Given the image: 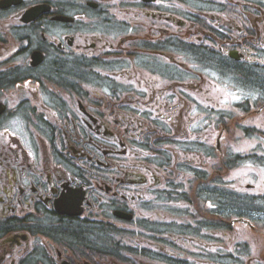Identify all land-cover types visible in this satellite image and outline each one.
Segmentation results:
<instances>
[{"label":"flooded vegetation","instance_id":"af4514ba","mask_svg":"<svg viewBox=\"0 0 264 264\" xmlns=\"http://www.w3.org/2000/svg\"><path fill=\"white\" fill-rule=\"evenodd\" d=\"M235 163L264 0H0V264H264Z\"/></svg>","mask_w":264,"mask_h":264},{"label":"rangeland","instance_id":"374dc122","mask_svg":"<svg viewBox=\"0 0 264 264\" xmlns=\"http://www.w3.org/2000/svg\"><path fill=\"white\" fill-rule=\"evenodd\" d=\"M228 168H229L228 166L225 169L221 168V170H223L221 173L227 172L229 170ZM231 178L234 180V184L237 185V190L240 192L241 195H244L245 193L244 189L248 182L255 184L256 186V187L251 186L253 190V194H262V193L264 194V175L262 171L261 172L258 171V174H257V171L255 170L248 172V169H245V168H241L238 170L233 169L230 172V179ZM225 179H227V177ZM254 180H256V182ZM258 204H259V197L252 196L251 197L252 207L257 206Z\"/></svg>","mask_w":264,"mask_h":264}]
</instances>
